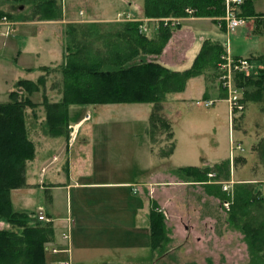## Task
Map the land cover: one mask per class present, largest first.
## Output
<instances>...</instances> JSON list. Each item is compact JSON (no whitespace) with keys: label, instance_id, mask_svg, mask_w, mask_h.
I'll list each match as a JSON object with an SVG mask.
<instances>
[{"label":"rangeland","instance_id":"obj_1","mask_svg":"<svg viewBox=\"0 0 264 264\" xmlns=\"http://www.w3.org/2000/svg\"><path fill=\"white\" fill-rule=\"evenodd\" d=\"M40 1L41 0H0V10L11 13L14 16V20H18L22 17L24 18L25 16L29 19V17L37 14L42 16L39 5ZM84 1H86L85 5L91 8H95L96 6L103 7L110 2L108 10L109 14L113 11L115 14V12L118 9H122L123 6L131 5V7L137 9L142 6L144 2V0ZM57 7L56 4L52 6L53 15L57 14ZM252 7L253 11L255 10L258 12V15L252 16V18L261 17L262 19H260L263 23L259 30L254 32L249 31L247 28L248 23L238 27L234 32H231V42L228 50L232 55L236 54L239 57L246 58L251 54L255 55L264 50V0H253ZM187 16L188 15L182 18L181 24L177 25L179 28L173 31L175 32L174 36L171 35L166 43L168 44V42L172 40L170 47H172V44L176 47L174 49L172 48V53H170V56L171 58H174V61L180 59L176 51L180 53L182 49H186L190 45L189 42L192 40V36L189 32L186 34L178 32L182 28L183 22L186 19L195 18H186ZM220 17L218 16L217 18ZM250 18L251 17H249V19ZM202 24L203 23H197L199 26H202ZM16 26V30L12 35L6 36L0 34V46H2L1 44L4 41V45H7V42L13 40V49L15 51L17 48L19 50L25 48V51H27L28 54H30V51H37L38 55H31L27 58L29 60L27 62L28 65L32 67L44 65L53 66L59 64L61 59L54 61L57 58L56 55L52 53L51 48L56 49L58 43H61L60 36L54 34L52 36L51 33L46 36L48 34L47 31L29 35L28 33H23L18 25ZM36 27L40 28L41 26L37 25L32 29ZM102 29H104L105 33H114L119 30L118 26L115 24H104ZM185 29L188 31L189 27L186 26ZM224 37H226L225 32L224 34L220 32L215 33V38L220 41H223ZM94 38L95 37H92V39ZM108 42L109 44L114 43L110 37L104 38V40H101L100 42H89L90 53L98 56L97 52L100 53V51H106L107 48L105 45ZM0 51L4 50L0 49ZM0 54L3 55V59L0 58V73L2 72V74H0V102H6V100H9V92L16 89L14 85L16 76H18V78L26 79L34 78V75H28L26 72H19V67L16 66L14 59V57H16V52L13 51L12 53L11 51L9 53L4 51V53L0 52ZM223 54L224 51L221 52L215 66L208 63L201 69V83L198 85L199 91L203 88V85L207 91L208 86L215 91L217 90V85L220 84L218 80V64L222 60ZM50 61L53 63H50ZM167 61L170 62L169 59ZM262 67L263 65L255 62L252 68L249 69L248 72H244L242 75L244 78L251 77L253 79H258L262 74V69L264 70ZM55 70V72L50 74L49 72H46V80L48 83H55L56 81L63 79L61 70ZM44 87L45 84L42 89ZM256 90L257 88L254 85L247 86L248 99L244 101L243 111L236 115L231 127L229 124L228 102L226 99L216 100L214 104L205 106L202 102L208 99L197 94L184 99L170 95L168 100H166V94L165 99L160 103L161 106L158 111L153 110V104H113L91 106L87 108H71V117L69 118L72 123L78 120L77 118L81 117V115L87 113V111L90 112V115L92 116V118L88 119L89 121H87L81 128L77 141L73 142L71 145H74L75 147H78V145L84 146V140H90L88 147L91 148L96 146L97 149L100 145L99 143L106 140L108 145L113 146L109 151L108 160H106V167L110 177L113 178L112 180L119 175L125 176L129 174L131 170L128 169V167L127 169H123L122 167L123 165H128L129 156H133L134 152L137 160H135V157L134 160H132L134 161L133 166L135 167V165H137L136 167L138 168L137 179L144 176V173H141L140 168L143 164L148 165L149 149L147 143L148 137L150 138L151 134L152 139L154 140V145L162 143V148L155 150L154 157L164 155L172 150L174 145L171 141L173 130L178 138V148L174 153L175 158L180 160L186 156L192 159H194V157L199 158L198 153L201 152L199 150L201 148L205 152L202 154L203 164L207 162L206 159L210 156L221 157L224 155V153L231 148L229 137L230 134L232 136L233 154L229 155V159L211 162L209 166L211 171L209 173L207 172V174H200L199 177L201 179L192 177L189 173L184 172V178L187 179L185 182L195 181L197 185L191 186L190 184H181V181H178L176 177L170 175L169 183H162L153 187L151 192L152 210L163 215L166 236L153 246V252L155 254L153 253L152 261L147 264L250 263V255L247 243L244 240V234L240 230L234 228V226L228 221L227 213L231 210L236 196L239 197V204H245L243 200L249 196L250 199L253 198L254 195L260 197V199H264V169L259 168V165L264 167V152L254 145L256 144L257 139L251 141L254 152L253 157L248 156L251 158V163H248L247 171L252 174L249 176H251V178L253 177L255 180H250V182L242 181L243 178H241V176L246 177L243 167H246L247 163H241L240 154L245 153V155H247V151L242 152L241 150H243V148H237L243 132L247 133L249 129H252V132L256 129H264L258 127V125H264V117L262 116L264 115V102L249 98L255 94ZM172 93L175 94L177 92ZM44 95H46L45 92H34L30 95V99L33 102H37V106L35 108H26V127L28 137L33 143L40 139L39 135L43 132L46 136H57L52 134L51 136L44 131L45 127L42 128L41 124L38 122L39 117L46 115L45 107L42 102ZM176 98L180 99L177 106L173 103L175 100L177 101ZM197 101H200L201 103L197 104ZM149 108L152 113L150 122L148 119ZM70 122L66 131H64L65 134H71V132H73V128L71 127L73 124ZM243 126H245V131L242 129ZM70 129H72L71 132ZM90 133H95L93 134L94 137L92 139L88 138ZM102 136H106V139ZM216 136L219 137L220 147L217 149H207L211 144V138ZM61 140L62 139L59 141L61 142ZM248 149L251 152L250 147ZM177 155L181 158L176 157ZM30 161L27 162V165ZM253 161H255V163ZM173 162L176 163L177 161L174 159ZM233 168L234 170L239 169V171L237 170L239 172L238 179H234L236 176L233 174ZM204 178H206V180H203ZM32 208L33 206L30 207V209ZM249 210L252 215L253 213L260 215L259 210L257 211L255 208H252V206L249 207ZM31 218L33 219V217ZM124 245L125 243L122 245L121 251L125 250ZM126 246L132 247L130 243ZM106 248L110 247L107 245ZM128 252L130 251H124V255L122 256H127L125 254ZM138 256H147L146 260H148L150 251L147 250Z\"/></svg>","mask_w":264,"mask_h":264},{"label":"crops","instance_id":"obj_2","mask_svg":"<svg viewBox=\"0 0 264 264\" xmlns=\"http://www.w3.org/2000/svg\"><path fill=\"white\" fill-rule=\"evenodd\" d=\"M55 4L58 6L57 14L53 17L45 18L37 14L29 17V19L25 16L18 20L15 19V21L23 33L32 35L37 32L47 31L48 34L46 36L50 33L52 36L53 34L60 36L61 43H58L56 49L51 48L52 53L56 55L57 58L54 61L61 59L59 64L32 67L28 65L27 62L29 60L27 58L31 55H38L37 51H30V54L25 51V48L23 50L17 48L15 51L13 49V40L7 42V45H4V41L1 44L2 46H0V49L9 53L11 51L12 53L13 51L16 52V57H14V59L16 66L19 67V72H26L28 75H34V78H26L27 80L36 81L41 75H45L46 79V72L50 74L55 72V69L61 70L62 74L66 59L72 52H76L77 55L82 57L87 56V52L82 54L81 50L83 46L85 50L87 47L90 48V45H88L89 42H100L101 40L103 41L104 38L110 37V39L116 43L119 41L118 37L119 34H121V30L123 31V29H121L123 23L134 21L144 22L148 18L144 15V2L142 6L137 9H134L131 5L123 6V8L118 9L115 14L114 11L110 14L108 12L110 2L106 6H96L95 8L86 6V1L84 0H55L54 5ZM122 12L132 15L135 20H120L118 14ZM256 13L258 14V12ZM260 18L251 17L248 20L247 28L249 31L254 32L259 30L263 23L261 20L262 18ZM184 22L182 28L178 32H183L184 34L189 32L191 34L192 40L189 42L190 45L186 49H182L180 53L176 51L180 58L178 62L176 60L174 61V58L172 57V59L170 56L172 50L176 48L173 44L171 45L172 47H170V43L172 42V40H170L168 44L165 45L162 53L156 57L159 63L175 71L188 69L192 66L195 57L198 55L206 40L220 43L224 47V52L227 48L229 49L231 33H228L225 27H223L222 24L220 25L219 22H214V17H195L193 19H186ZM197 23L203 24L199 26ZM104 24H115L118 26L119 30L114 33H105L104 29H102ZM37 25L41 27L32 29ZM147 25L150 26V28L147 31V33L149 32L148 35L147 33L146 35L151 38L155 36L157 32V24L156 22H151ZM186 26L189 27L188 31L185 29ZM216 32L222 34L225 32V42L224 40L220 41L215 38ZM174 34L175 32H173L172 36H174ZM92 37L95 38L92 39ZM4 51L0 52L4 53ZM102 53L103 52L100 51V54ZM263 53L264 50L255 55L251 54L247 56V58L259 56ZM233 55L239 57L236 54ZM0 58L3 59L2 54H0ZM168 59L170 62L167 61ZM50 63L53 62L50 61ZM43 68L48 69L44 71ZM0 74H2V72ZM20 79L24 78H18V76H16L15 83ZM200 80L201 75L188 79L182 92H177L175 94L169 93L167 94L166 100H168L170 95L184 99L186 97L195 96L196 94L213 101L226 99V92L220 84L217 85L216 91L209 86L207 87V91L204 85L199 91L198 85L201 83ZM40 91L41 93L45 92V96L48 97L49 102H59L63 96L64 81L61 79L55 83H48L46 80L45 87L43 89L41 87ZM180 99H177V101L175 100L173 103L177 106ZM127 104L151 105L150 103ZM91 106L100 105L73 104L69 107V116L71 117L70 110L72 107L87 108ZM148 112V119L150 122L152 117L151 109ZM262 116L264 117V115ZM169 117L172 118L171 116ZM91 118L90 112L87 111V113L77 118L78 120L73 123L70 122L73 124V126H71L73 132H71L72 129H70L71 134L64 133L58 136L51 135L52 137H50L46 136L43 132L39 135L40 139L34 142L35 156L27 165L26 186L12 190L11 192L13 209L16 212L32 214L33 223L40 222L51 225L53 235L51 236V240L45 245V264H61L63 262H69L70 264L150 263L154 253L151 230V192L153 187L162 183H169L170 175L176 177L178 181H181V184H190L191 186L197 185L195 181L185 182L187 179L184 178L185 173L182 171L183 168L198 167L205 169L210 168L211 162L229 159V155L233 154L232 136L230 134L229 137L231 148L228 149L224 155L221 157L210 156L206 159L207 162L203 164L202 154L205 152L201 148L199 149L201 152L198 153L199 158L194 157V159H192L188 158V156L183 158L184 160L175 158L174 153L178 148V138L173 130L171 141L174 145L172 150L164 155L154 157L155 150L162 148V143L154 145L151 134L150 138L148 137L147 143L149 149L148 165L143 164L140 168L144 176L137 179L138 168L136 167L137 165H135V167L133 166L135 157L134 152L133 156H129L128 165L126 164L122 167L123 169H127L128 167V169L131 170L129 174L125 176L119 175L112 180L113 178L110 177L106 167V160H108L109 151L113 146L108 145L106 140L100 142L97 149L96 146L91 148L88 147L90 140H84V146L78 145V147H75L71 145L73 142L77 141L81 128L89 121L88 119ZM45 121L46 115L38 118V122L41 124L42 128L44 127ZM258 127L264 128V125H258ZM242 129L245 131V126H243ZM251 130L252 129H249L247 133L243 132L241 135V143H238L243 148V150H241L242 152L247 151V155H245V153L240 154L241 163H247L246 167H243L246 177L241 176V178H243L242 181L249 182L250 180H255L253 177L251 178V176H249L252 174L247 171L248 163H251V158L248 156L253 157L254 152L251 141L257 139L254 145L264 152V129L253 130L254 133ZM93 134L95 133H90L88 138L92 139L94 137ZM102 137L106 139V136ZM60 139H62L61 142L59 141ZM218 147H220L219 137H212L211 144L207 149H217ZM249 147L250 150L252 147L251 152L248 149ZM176 157L181 158L178 155ZM174 159L177 161L176 163L173 162ZM135 160H137L136 157ZM253 162L255 163V161ZM259 168L264 169V167L260 165ZM237 170L239 171V169ZM237 170L233 168V174L236 176V178H234L233 175L234 179H238L239 172ZM32 206L33 208L30 209ZM39 208H41V210ZM39 212H41L48 221L38 220L37 216ZM0 227L10 226L9 224L6 225L0 222ZM68 229L70 230V242L62 238V234L67 232ZM124 243V251H130L125 254L127 256H122L124 255V251L121 250ZM129 243L132 247L126 246ZM107 245L110 248H106ZM53 249H55L56 252H54ZM68 249L70 253L67 251ZM147 250L150 251L148 260H146L147 256H138Z\"/></svg>","mask_w":264,"mask_h":264},{"label":"trees","instance_id":"obj_3","mask_svg":"<svg viewBox=\"0 0 264 264\" xmlns=\"http://www.w3.org/2000/svg\"><path fill=\"white\" fill-rule=\"evenodd\" d=\"M54 1H40L43 17L54 16ZM252 3L253 0H243L240 12L243 16L258 15L253 11ZM187 7L194 9V16L214 17L216 23H220L217 17L224 14L222 0H145L144 15L148 18L183 17L187 15ZM0 14L14 19L6 11L0 10ZM140 24L138 21L123 23V31L118 37L120 41L106 43V51L98 53V56L91 54L89 47L85 50L84 46L81 52H87V56H79L76 52L70 54L62 70V99L51 103L44 95V131L57 136L64 133L70 122L69 107L73 104L150 103L153 110L158 111L166 94L182 91L188 79L201 74L204 65L215 66L224 51L220 43L206 40L190 68L171 70L159 63L156 57L179 27L160 23L155 36L149 38L139 32ZM251 59L264 66V53ZM47 69L43 68L44 71ZM261 72L258 79L236 75V85L242 90L243 102L248 99L249 85L257 88L249 98L264 102V70ZM45 80V75L36 81L20 79L15 83L16 89L8 94L9 100L0 102V222L10 226L0 227V264H45V244L53 235L48 223H33L32 214L14 211L11 200L12 190L26 186L27 162L35 156V145L28 137L26 127V108L37 106L30 95L40 91ZM182 171L199 179L200 174H207L211 169L184 167ZM247 198L243 200L245 204H239V197L236 196L227 213L228 221L244 234L250 255L249 264H264V199L255 195ZM250 206L259 210L260 215L253 211L252 215ZM151 230L155 246L166 236L164 217L155 210L151 211Z\"/></svg>","mask_w":264,"mask_h":264},{"label":"built area","instance_id":"obj_4","mask_svg":"<svg viewBox=\"0 0 264 264\" xmlns=\"http://www.w3.org/2000/svg\"><path fill=\"white\" fill-rule=\"evenodd\" d=\"M224 7V14L219 19L224 22L225 29L228 33L235 31L238 27L247 24L248 18L240 14V6L243 3V0H222ZM185 12L188 16L192 17L194 15V9L187 7ZM118 17L122 20H133V17L130 14L120 13ZM153 20L157 24L163 23L165 26L176 27L182 21L180 17H166L160 19H147L146 21ZM16 22L10 19L6 14H0V34L2 35H12L15 32ZM140 32L148 31L147 25L139 26ZM228 46V44H227ZM228 49V48H227ZM253 62L246 58H234L229 50L226 51V54L222 56V60L218 64L219 75L218 80L221 87L227 91V102H228V111H229V120L232 119L240 113L244 104L242 102V92L240 88L236 85L235 77L238 74H243L248 72L252 68ZM200 104V102H196ZM205 106L213 104V101L207 100L202 102ZM227 206V204H226ZM41 210V208H39ZM39 220H46L45 216L39 212ZM62 238L67 242H70V230L62 234ZM56 252L55 249H53ZM70 253V250H67ZM61 264H69V262H63Z\"/></svg>","mask_w":264,"mask_h":264}]
</instances>
